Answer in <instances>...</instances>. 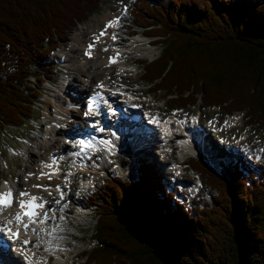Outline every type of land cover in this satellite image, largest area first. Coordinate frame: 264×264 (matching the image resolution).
<instances>
[{
	"label": "trees",
	"instance_id": "obj_1",
	"mask_svg": "<svg viewBox=\"0 0 264 264\" xmlns=\"http://www.w3.org/2000/svg\"><path fill=\"white\" fill-rule=\"evenodd\" d=\"M102 0H0V126L27 125L50 53ZM131 15L161 53L141 78L170 106L244 112L264 133V0H137ZM51 68V71L49 68ZM192 168L217 192L212 204L170 192L155 164L112 174L95 199L89 264H264V168L243 158ZM201 166V167H200Z\"/></svg>",
	"mask_w": 264,
	"mask_h": 264
},
{
	"label": "rangeland",
	"instance_id": "obj_2",
	"mask_svg": "<svg viewBox=\"0 0 264 264\" xmlns=\"http://www.w3.org/2000/svg\"><path fill=\"white\" fill-rule=\"evenodd\" d=\"M132 2L133 0H102L99 10L88 16L84 22L77 23L75 27L69 32L68 39L71 37L72 32H82L85 28H88L91 25L96 26L97 24H99L100 27H102V29H104L105 31L106 29L110 28V22L117 18L122 19L124 23L123 27L121 28V30L123 31L122 35L125 36L122 37L124 40L134 35L133 34L131 36H128L125 30L126 27H124V25L129 26L131 32L138 33L135 36L139 37L138 35L142 34V29L146 30V28L141 25L139 26L142 29L136 27V22L130 17ZM106 15L108 16L107 18ZM82 27H84V29H82ZM95 34L100 35V31H95L94 33H92V36H94ZM92 36L89 35L85 36L84 38H87L88 40L90 39L89 41H91ZM142 38L144 41H151V39L148 37L142 36ZM66 41L62 42L61 46L59 45L60 48L65 47L66 44V47L71 49V44H69L68 46V43ZM113 42L114 41L111 37H107L108 48H111V44ZM140 48H145V52L148 50L146 52V56L140 60H150L157 56L161 51V48L159 46L147 47L145 45H141ZM55 55V59L58 64L52 65L53 67L56 65V75L50 81L44 83V94L40 97V102L37 105V109L35 112V118L32 119V121L28 124V128L19 129L17 127H9L6 128L7 130H3L2 128H0V186L2 185L3 181L6 180L9 184L17 183L20 189H28L29 183H23V179L31 181V179H33L32 177H34L35 175L40 176L39 171L42 172L41 164L44 165V157L47 158V153L45 151L46 143L44 141L45 134L48 135L50 127L55 124V121L52 118H55V114H57V108L60 105V103L58 102L60 97H58L57 94L58 89H60L58 88V84L61 82L62 77L66 76V74H69V72L71 73V69L67 66L66 63H64V61H62V56L59 50L55 53ZM48 68L51 71V68ZM135 69H133L132 72H127V74H130L127 77L128 79L123 78V81H119L127 83L132 88L138 90L147 89L148 86L144 84L140 79L142 69L138 65ZM110 75L112 74L109 73V77ZM116 76H113V78H109L110 80H112L111 82L113 84L119 82L115 79H119L120 77L118 75ZM71 88L72 87H70L69 89ZM60 93L63 96H66L65 93ZM135 95L138 96V99L147 103L152 110H158L159 112L163 113L164 116L172 117L173 115H176V117L174 118L179 119V121L181 122L182 120H186L190 123L192 122L193 117L198 116L200 124L202 126V135L205 136V140L204 138H201L204 140L203 152L198 155H193V151L187 152L186 158L183 161L185 170L184 173L179 177H176L174 175L175 170L170 167V164H172L174 160L179 161L177 149L172 148L168 154L163 155L164 153L162 154L161 151H157V140L159 138L153 140V147H151L150 153L145 154L128 150V152H124L121 155H115L112 160L113 162H111L105 173L98 175L94 174V176H92L93 174L91 175L90 171L73 169L71 160L67 159L64 164V175L62 177L47 179L45 180V182L47 185L65 182L68 189L70 190L69 195L71 196V198L78 197V199L70 203V206H74L73 204H75L76 201L79 202L80 200L81 204H83L84 206L85 199L87 200L88 195L95 189H97L101 185V183L104 182V179L109 176V172H119L127 179L133 177L134 167L132 163L135 160L137 161L140 156H147L151 160V162H157L158 168L160 169L161 173L164 172L165 175L168 176L167 183L170 186L177 185L188 195L190 200L203 197V199L208 202H211V194H217V192H210L208 189L205 190L203 187L195 195H192L185 187L186 185L193 184L195 181V177L197 176L195 172L190 169V166L188 164L189 162L190 165H197L193 162V158H206L210 162H217L218 156L222 154L223 156H226L227 161H230V159L234 156H238L241 154L250 159L254 158V162H258L261 165H264V154L261 158H258L256 156L257 154H254L250 151L254 149L257 150L260 146L263 145L262 143H264V133L259 128H257V126H248L247 120L244 117L243 113H234L233 115L239 117L240 121L236 124V126H230V128L226 129L223 127V122H225L224 120L227 121L229 116H225L224 111L218 107L203 109V102L201 99H199V102L198 104H196V106H191L186 109H178V107L176 106L175 108H170L168 106L163 93H151L142 96L141 92H137L135 93ZM48 111H51L50 114H48ZM178 125L179 124L176 123L175 127L178 128ZM61 133H63V131H61ZM61 133H59L60 137H62ZM212 133L216 134V136H220V138L224 140L225 147L223 146V142H219L217 139H215V137L212 136ZM242 136H246L247 140L240 143L238 142V140H240V137ZM50 141L54 142L55 137H52ZM200 145H202V142ZM229 147L231 148V150H229ZM245 147H249L250 150L245 149ZM51 151L52 153H58L61 151V149L51 148ZM36 153L39 154V156H37ZM42 153L44 155H42ZM34 155L36 157L35 163L32 160V158H34ZM89 177L93 178V181H95V183L85 187L83 182L86 181ZM41 191L48 192L45 191V187H42ZM94 208H96V206L91 205L86 209H76V212L73 213L65 212V214L67 213L66 215L68 217V223L71 227V233L77 239L76 242L73 239L68 240V242H70V245H72V247L70 248V252L72 254H78L77 258L67 260L65 264H83L85 258L82 257V253L84 251H89L93 247L94 243L89 239V233L95 224ZM59 214L60 213H58L57 215L60 216ZM50 263L54 264L53 261H50Z\"/></svg>",
	"mask_w": 264,
	"mask_h": 264
},
{
	"label": "bare ground",
	"instance_id": "obj_3",
	"mask_svg": "<svg viewBox=\"0 0 264 264\" xmlns=\"http://www.w3.org/2000/svg\"><path fill=\"white\" fill-rule=\"evenodd\" d=\"M107 17L108 16L106 15V18ZM114 20H118V23L111 25L110 28L105 31L99 24L96 23V26H87L88 28L85 29L82 27V29H84L82 32H72L71 37L66 41L68 46L71 44L72 48H67L66 44L65 47L59 48L62 61H64V63H66L71 69V73H65L66 76L62 77L61 82L58 84V88L60 89H58L57 94L58 97H60L58 100L60 105L57 108L55 118H52L55 121V124L50 127L48 135L45 134L44 138L47 157H50L52 154H56L52 153L51 148H59L64 152L63 154L70 156L73 168L90 170L91 174H93L92 176H94V174L97 175L104 173V171H106L110 166L111 162H113V157L124 153L120 151V146L135 152L140 148H149V146L153 143V137L147 133V139L145 140L140 137H127V135L124 139H119L118 135L120 133H124L125 128H123L116 121L115 117H113L110 125H106L101 121V118L92 119L89 117L90 114L85 116V112L87 110H85V107L83 106L81 97H83V93L85 92L98 93L96 92L97 85L104 84L111 93L121 92L123 95L120 96L121 99L126 97L128 98L129 94L126 88L132 92L143 91L132 88L127 83L120 82L123 81V78H127L130 75L127 74V72H132L134 65L136 64V60L143 59L146 56V52L148 50L145 52V48H140L141 45H144L142 35H138L139 37H136L135 34L126 40L120 37L119 41L111 44V46H120V51H113L112 48L107 47V37H111L113 39V37L118 36L116 32L122 19L117 18ZM127 27L129 28V26ZM95 31H100V35L95 34L92 36V33ZM101 33L103 34L101 35ZM89 35L92 36L91 41H89L90 39L88 40L87 38H84ZM114 56H120V59L116 64L111 65L110 58H113ZM108 72L112 74L110 75L112 78L116 75L121 78L115 79L118 81L120 80L119 82L122 84L121 87H117L116 83L113 84L111 82L112 80L109 79L110 77ZM70 87L72 88L69 89ZM60 92L65 93L66 96H63ZM110 107L112 106H107V108ZM50 112L51 111H48V114H50ZM165 118L166 119H163V121H160L159 117L155 119L158 124V128H160L163 133L157 140V142H159L158 149L162 154L164 153L163 155L168 154V151L172 147L177 149L179 161L174 160L171 167L175 170L174 175L179 177L185 170L183 161L186 158L187 152L193 151V155H198L203 152L205 136H202L201 131L198 134V131L194 130L197 127L199 129V122L195 124V121H198L195 117L191 123H188L187 121L178 122L179 127L182 124L188 125L185 131L176 129V127L173 126L174 123L177 122L173 117ZM239 121V117L232 115L228 117L223 126L224 128H230V126H236ZM84 124H87L90 128H92L94 135L97 137L94 138L88 148H79V146H75V140L66 139V135L69 133L66 131L71 130L73 127L77 128L79 126H83ZM61 131H63V133H61ZM59 133L62 134V137H60ZM52 137H55L54 142L50 141ZM201 138H204L202 145H200ZM155 139L157 138H154V140ZM246 140V136H242L238 142L242 143ZM262 148L250 150L249 147H245V149L257 154L256 156L258 158L262 157ZM63 154H61V158H64ZM42 155L44 154L42 153ZM37 156H39V154H37ZM33 157L34 158H32V160L35 163L36 157L35 155ZM43 164V170L40 172V176H34L31 181L23 179V183H29V188H21L18 190L19 193L28 190V193L31 195H39L42 198H47L41 193H38L40 187H34V185H41L42 187L44 186L45 180L53 179V176L48 174L49 169H53L50 168L51 165L49 163V159L46 158ZM60 172L61 169H59V173ZM57 175L59 174H56V176ZM94 183L95 181H93V178L90 177L83 182L84 186ZM3 186L5 188L10 186V184L4 181ZM203 186L204 184L200 178L195 177L194 183L186 185L185 187L192 195H195L203 188ZM4 188H1L0 192H2ZM66 208L67 205L64 202L55 206V209L62 212L66 211ZM49 224H52L49 228H46L47 226L41 227L43 229H41L40 240H34L30 245V251L44 249V254L36 253L35 255H31L29 253L25 255L22 253L21 248H19L16 255L17 264H50V261H53L54 264H63L77 255L70 252L72 245L69 244L68 240L73 239L76 242L77 239L71 233V227L68 223L67 217L61 214L58 218L54 217L53 221Z\"/></svg>",
	"mask_w": 264,
	"mask_h": 264
},
{
	"label": "snow or ice",
	"instance_id": "obj_4",
	"mask_svg": "<svg viewBox=\"0 0 264 264\" xmlns=\"http://www.w3.org/2000/svg\"><path fill=\"white\" fill-rule=\"evenodd\" d=\"M116 23H118V20L111 21L110 26L114 25ZM102 34L103 33H101V35ZM113 39H115V37H113ZM110 59H111V62H113V63L117 62V58H115V57L110 58ZM102 86L103 85H100V87H102ZM94 100H95V98H92V100L89 102L88 111L85 112V116H87L92 111ZM80 143L83 144L84 141H80ZM34 187H41V185H34ZM18 195H19V197L30 196V200H28V201L18 200V202H19V206L21 209L29 208V209H33V210L32 211H26L23 213L18 212L16 214V220L23 222L24 216H28L29 219L31 220V218L36 215V212L34 211V209L35 208H42L43 204H37L36 201L39 198L35 197V196H31V194L28 193L27 191L20 192ZM12 203H13V192H12V190H9L8 192H0V212H3L5 207H11ZM43 216H44V219L48 218L47 213H44ZM31 222L36 223L35 220H31ZM41 222H44V220H41ZM9 223H11V221H9ZM24 226H25V229L28 228L27 223H25ZM33 230L35 231V229H33ZM7 231H9L11 233L12 238L19 239V230L12 231L11 229H8ZM23 243L27 244V243H29V241L25 240V241H23Z\"/></svg>",
	"mask_w": 264,
	"mask_h": 264
}]
</instances>
